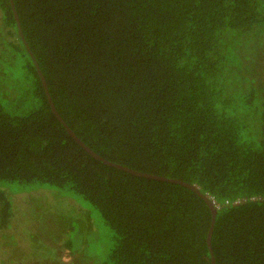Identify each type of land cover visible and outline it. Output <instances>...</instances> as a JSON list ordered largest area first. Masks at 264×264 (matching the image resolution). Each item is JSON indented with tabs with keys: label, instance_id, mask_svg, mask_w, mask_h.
Here are the masks:
<instances>
[{
	"label": "trees",
	"instance_id": "obj_1",
	"mask_svg": "<svg viewBox=\"0 0 264 264\" xmlns=\"http://www.w3.org/2000/svg\"><path fill=\"white\" fill-rule=\"evenodd\" d=\"M49 263L264 264V0H0V264Z\"/></svg>",
	"mask_w": 264,
	"mask_h": 264
},
{
	"label": "water",
	"instance_id": "obj_2",
	"mask_svg": "<svg viewBox=\"0 0 264 264\" xmlns=\"http://www.w3.org/2000/svg\"><path fill=\"white\" fill-rule=\"evenodd\" d=\"M38 73L40 75V78H41V81H42V84L44 86V89H45V92H46V95H47V98L49 100V103L51 105V108H52V111L54 112V114L56 115V117L66 126V129L68 130V132L85 148V150H87L89 153H91L93 156H95L97 159H102L103 158L101 156H99L98 154H96L94 151H92L89 147H87L83 142H81V140L74 134V132L68 127V125L64 122V120L60 117V115L58 114V112L56 111V108L54 107L53 103H52V100L49 96V93H48V89H47V86H46V82L44 80V77L42 75V73L39 71L38 69ZM105 163L107 164H110V165H113V166H116V167H120V168H123L125 170H128L136 175H141V176H146V177H150V178H155V179H163V180H167L166 177H163V176H157V175H152V174H148V173H144V172H140V171H136V170H133V169H130V168H127V167H122L121 165L119 164H115V163H111L109 161H106V160H103ZM172 181H176V182H179V183H182V184H185L191 188H194L193 185H190L188 183H185L183 181H180L178 179H170ZM209 204L211 205L212 207V212H213V221H214V216H215V209L211 203L210 200H208ZM213 224V223H212Z\"/></svg>",
	"mask_w": 264,
	"mask_h": 264
},
{
	"label": "rangeland",
	"instance_id": "obj_3",
	"mask_svg": "<svg viewBox=\"0 0 264 264\" xmlns=\"http://www.w3.org/2000/svg\"><path fill=\"white\" fill-rule=\"evenodd\" d=\"M57 225H58V223H57V221H56V226H57ZM53 227H55L54 224H53ZM82 228H83V227H82ZM49 264H50V263H49Z\"/></svg>",
	"mask_w": 264,
	"mask_h": 264
}]
</instances>
